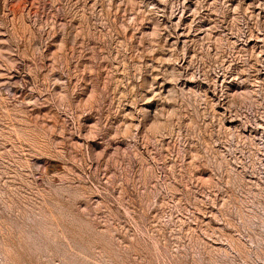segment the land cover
Instances as JSON below:
<instances>
[{
	"label": "rangeland",
	"instance_id": "1",
	"mask_svg": "<svg viewBox=\"0 0 264 264\" xmlns=\"http://www.w3.org/2000/svg\"><path fill=\"white\" fill-rule=\"evenodd\" d=\"M0 264H264V0H0Z\"/></svg>",
	"mask_w": 264,
	"mask_h": 264
}]
</instances>
